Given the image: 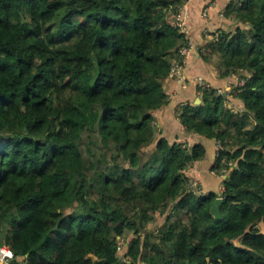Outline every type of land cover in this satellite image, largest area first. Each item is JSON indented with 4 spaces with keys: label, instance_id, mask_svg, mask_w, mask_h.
<instances>
[{
    "label": "trees",
    "instance_id": "trees-1",
    "mask_svg": "<svg viewBox=\"0 0 264 264\" xmlns=\"http://www.w3.org/2000/svg\"><path fill=\"white\" fill-rule=\"evenodd\" d=\"M188 1L0 0V246L14 263L264 264V0L224 4L237 27L197 43L203 76H249L240 114L215 88L169 102L186 40L167 20Z\"/></svg>",
    "mask_w": 264,
    "mask_h": 264
},
{
    "label": "crops",
    "instance_id": "crops-1",
    "mask_svg": "<svg viewBox=\"0 0 264 264\" xmlns=\"http://www.w3.org/2000/svg\"><path fill=\"white\" fill-rule=\"evenodd\" d=\"M206 1H209V0H189L186 3L187 8L191 11V16L188 21V27L190 28L189 30H190L192 41L194 43V48L195 47L197 48H195L194 51L191 53V55L188 57L187 66L183 73L184 74L183 83L178 84L174 81H171V79H168V81L166 82V88L168 90L167 94H168V99L170 103L174 102L178 96L183 95L187 92H191V90L193 89V85H192L193 79H195L196 77H202L206 80L208 79L209 81H211V78L213 77V74H211L212 71H209V74H207L206 76H203L202 74L203 70L205 71V66L204 65L201 66L196 56L197 51L199 50L198 49L199 46L197 43L200 40H203V36L206 35V33L211 32L213 27H217L218 29L219 28L224 29L222 28L223 20H219L218 18L219 9L217 10V7H219L218 4L221 6V2H223V0H212L211 4L213 5L210 7L208 11V18L203 20L200 17V13L202 11L201 7L203 6V4H205ZM224 2L223 4H225ZM197 22H200L201 24L200 23L198 24ZM235 81L236 80L234 77H230L226 81H223V82L217 80L216 78L213 80L214 84L219 86V88L221 89L225 88L228 84L235 83ZM188 97H189L188 98L189 100H192L194 98V97H190L189 95ZM197 99L199 98L197 97L195 101ZM160 120H161L162 128H164V131L167 132L170 129L169 123L174 121L173 113L168 112V114H166L165 112L164 116H161V118L157 120V122L159 123ZM157 126H160V123L157 124ZM213 153H214V149L212 147L210 148L211 156L213 155ZM207 163H208L207 161L202 163L200 167L201 173H203V170H206V168L208 167ZM214 184L216 188L218 184L217 183H214Z\"/></svg>",
    "mask_w": 264,
    "mask_h": 264
},
{
    "label": "built area",
    "instance_id": "built-area-1",
    "mask_svg": "<svg viewBox=\"0 0 264 264\" xmlns=\"http://www.w3.org/2000/svg\"><path fill=\"white\" fill-rule=\"evenodd\" d=\"M212 5L213 4L209 3L205 8L202 9L200 13V17L203 20L208 18V11ZM190 16H191V11L187 8L185 4L184 6H182V8H180V10L176 14L170 15L167 20L168 25L174 29H177L186 40V46L182 47L178 52L180 60L179 62L175 63L172 66L170 70V74H169V79L175 80L178 84H182L184 81L183 72L187 66L188 57L191 55V53L195 49L194 43L190 37L191 35H190L189 27H188V21L190 19ZM242 74H245V73H242ZM245 76H246L245 78H240L238 82L236 79L235 83L233 84L234 85L233 87L231 86V84H228L225 88L218 90L217 94L219 96H223L227 102L230 96H232V93L234 92V88L241 87L244 85L246 79H248L249 77L248 75H245ZM195 82H196L197 87L199 88L207 89L209 87V85L203 82L202 80H197V81L195 80ZM243 111L244 110L241 106L238 108L233 107L234 114H240ZM218 146H219V149H218L219 151L221 149V146L219 145V143H218ZM218 151H217V154H218ZM189 169L190 167L188 166L187 170L189 171ZM190 179H191V182L192 181L194 182V186H197L199 184L198 179L196 177L193 178L192 176H190ZM0 264H16L14 263V254L7 246H4V245L0 246Z\"/></svg>",
    "mask_w": 264,
    "mask_h": 264
},
{
    "label": "rangeland",
    "instance_id": "rangeland-1",
    "mask_svg": "<svg viewBox=\"0 0 264 264\" xmlns=\"http://www.w3.org/2000/svg\"><path fill=\"white\" fill-rule=\"evenodd\" d=\"M229 1H231V0H225V2H224V0H223V2L225 3V5H226ZM223 2H221V6H224ZM218 6H219V7H217V10L219 9L218 18H219V20H223V21H222V25H223L222 28H224L223 30L233 31V30L237 27V22H235L233 19H230V18H229V19H226V18L224 17V15H223L221 9H220L221 6H220L219 4H218ZM217 29H218L217 27H213V28H212V31H215V30H217ZM212 31H211V32H212ZM208 34H209V33H206V35L203 36V39L205 40L203 44H205V42L209 41V40L212 38V37H209ZM195 48H196V47H195ZM198 49H199V51L201 50V49H200V46L198 47ZM201 52H202V51H201ZM218 62H219V61H218L217 58H212V62H211V63L214 65L215 68L219 66V63H218ZM213 69H214V68H213ZM216 69H217V68H216ZM212 74H214V76L217 75V71L214 70V72H212ZM241 75H242L241 73H238V74H235V75L232 76V77H234L235 80L237 79V82H238V81L240 80V78H241ZM215 78H216V77H214V79H215ZM183 80H184V79H183ZM195 80H196V81H197V80H202L203 82H205L206 84H208L209 87H208L207 89L215 88L217 91L221 89V88H219V86H218V88H217V85L214 84L213 81H209L208 79L206 80V79H204V78H202V77H196L195 79H193V84H192L193 86H194V85L197 86ZM171 81L176 82L175 80H172V79H171ZM176 83H177V82H176ZM233 84H234V83H231V86H232V87L234 86ZM201 89H203V88H199V92H196L197 96L201 95V91H202ZM204 89H205V88H204ZM205 90H206V89H205ZM216 94H217V92H216ZM235 94H236V92H233V93H232L233 96H230V98L228 99L227 102H226V100L224 101V108L230 110L231 112H233V107H236V108L240 107L239 102L236 101V99H234V98H235ZM217 95H218V94H217ZM223 98H224V97H223ZM234 100H235V101H234ZM157 124H159V123L157 122L156 125H157ZM156 127H157V130L159 131L160 126H156ZM219 145H220V144H219ZM218 149H219V146H218V143L216 142V143H214V154H215V156H216V154H217ZM101 153H103V149H102V151H101L100 149H96V148H95V156H93L94 158H92V157H90V158H91L92 160L98 159V158L100 157ZM186 172H188V173L190 174V176H191V174H195L193 167H190L189 171L187 170ZM193 178H194V177H193ZM221 178H222L221 176L218 177L219 180H220ZM198 185H199V184H198ZM196 187H197V186H194V182L192 181V182L190 183V188L193 190V189L196 188ZM217 187H218V186H217ZM217 187H216V188H217ZM220 191H222V188H221V187H220ZM164 218H165V216H162V215H160V214H157L156 217H155V219H154V221L148 224V226H147V231H148L149 233H155L156 230H157L158 228H160V226L163 224ZM122 256H123V251H122V248H120L119 251H118V258L121 259Z\"/></svg>",
    "mask_w": 264,
    "mask_h": 264
},
{
    "label": "water",
    "instance_id": "water-1",
    "mask_svg": "<svg viewBox=\"0 0 264 264\" xmlns=\"http://www.w3.org/2000/svg\"><path fill=\"white\" fill-rule=\"evenodd\" d=\"M195 103L196 104H199L200 103V100L197 99ZM222 203H223V199L220 198V197L217 198L215 200V202L213 203V205H212V207L210 209V214H211V216L213 218H215V219H220L221 218L220 207H221Z\"/></svg>",
    "mask_w": 264,
    "mask_h": 264
}]
</instances>
